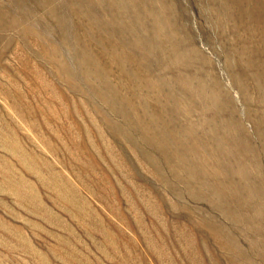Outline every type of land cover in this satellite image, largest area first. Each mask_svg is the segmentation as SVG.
Segmentation results:
<instances>
[{"label":"rangeland","instance_id":"374dc122","mask_svg":"<svg viewBox=\"0 0 264 264\" xmlns=\"http://www.w3.org/2000/svg\"><path fill=\"white\" fill-rule=\"evenodd\" d=\"M262 13L264 0H0V264H264V229L234 219L253 208L261 218L263 193L240 184L243 208L215 195L238 175L226 167L227 151L209 146L207 164L222 154L215 170L233 177L218 185L221 174L204 166L201 129L199 146L181 152L185 164L179 148L171 152L178 167L156 162L141 131L128 126L136 117L119 87L120 77L137 80L124 51L138 67L153 66L148 76L159 72L160 51L145 43L156 14L178 47L194 46L213 63L206 75L232 99L253 151L262 140L224 57L248 37L240 18L252 24Z\"/></svg>","mask_w":264,"mask_h":264},{"label":"bare ground","instance_id":"6f19581e","mask_svg":"<svg viewBox=\"0 0 264 264\" xmlns=\"http://www.w3.org/2000/svg\"><path fill=\"white\" fill-rule=\"evenodd\" d=\"M153 16L155 26L152 37L154 40L146 38L145 43L148 52L153 51V44L160 51V54H157L154 59V64L159 68L157 75L148 76L152 65L138 67L135 65L137 59L132 53H125V51V55L123 53L126 65H134L137 75V80L120 77L121 86L119 85V87L123 89L120 94L122 102L136 117L135 123L134 118L133 121L128 120V126H136L135 129L138 132L141 131L142 141L157 153L156 162L165 161L168 165L173 164L176 167H178L177 162L180 161L175 160L171 152L176 153L179 148V158L182 164H185L189 156H184L181 152L183 153L185 150L192 152L199 146L201 135H203L201 130H204V166L206 167L207 161L213 156L214 151L217 149L226 150L233 159V164H228L226 167L234 169L232 176L238 175L235 187L223 191H218V189L214 191L215 189L212 187L210 189L212 192L214 191L215 195L224 197V199H233L231 196H234L237 205L242 204L241 208L246 203L243 201L244 195L238 189L240 184L245 188L242 192L263 193V205L260 206L263 211L261 218H257L258 210L253 207L251 216L244 209L240 214L235 213L234 217L235 221L241 223L250 222L252 229L260 232L264 229V178L261 170L264 164V13L252 24L251 21H246L243 17L240 18L237 27L242 30L246 29L248 37L245 36L238 40L239 43L234 41L224 57V68L227 73L233 75L235 86L242 90L243 100L247 104V116L262 140L260 146L254 143L253 151L245 145V139L243 140L242 136L245 129L232 99L225 94L224 88L213 75H206V66L210 63L214 68L213 63L206 60L205 57L198 56L199 53L194 46L182 45L178 47V43L173 41L172 34L164 29L157 15ZM144 33V26L136 30L138 36L136 42L143 44ZM110 55L112 61L107 67L113 69L117 67L114 66L116 53ZM142 55L140 54V56ZM173 70L177 71L175 75L170 73ZM209 80H212L213 83ZM136 85H139L138 89L134 88ZM180 118H184V120ZM215 145L216 147L212 149L214 151L208 152V147ZM207 153H209V157H206ZM240 156L247 159L241 158L239 161ZM222 159L223 155L218 154L207 164L211 166L210 173L221 174L217 180L215 179L219 186L221 183L233 179L231 175L222 176L224 173L222 168L215 170ZM167 169L172 170V167L168 166ZM254 169L257 170V175H255ZM243 177L255 178L256 182L254 184ZM232 203V201H225L223 209L235 211V208L231 207ZM221 234L226 238L223 232ZM209 237L212 239L214 235L210 234Z\"/></svg>","mask_w":264,"mask_h":264}]
</instances>
